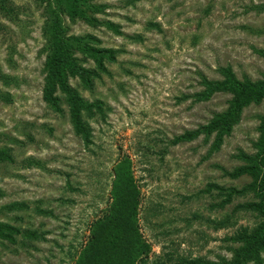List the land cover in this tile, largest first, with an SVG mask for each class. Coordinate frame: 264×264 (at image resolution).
I'll list each match as a JSON object with an SVG mask.
<instances>
[{
  "label": "rangeland",
  "instance_id": "rangeland-1",
  "mask_svg": "<svg viewBox=\"0 0 264 264\" xmlns=\"http://www.w3.org/2000/svg\"><path fill=\"white\" fill-rule=\"evenodd\" d=\"M261 1L95 0L105 6L98 17L121 34L69 24V34H91L103 47L118 51L91 91L70 82L84 98L102 103L103 115L89 120L91 144L86 149L71 131L66 107L61 104L62 113H55L41 100L43 19L36 1L12 0L23 14L19 26L0 15L9 28L0 38V68L17 80L6 88L0 85L12 98L9 105L0 102V135L16 138L18 144L6 141L13 163H0V206L23 202L29 210L0 220L44 232V240L0 248V264H74L89 224L108 201L111 168L122 156L129 158L140 191L138 226L150 245L148 264H170L169 255L210 260L228 255L223 239L255 220L239 213L233 226L213 230L204 220L219 218L231 206L209 211L213 198L202 190L207 183L240 187L248 182L246 177H224L215 166L230 170L237 164L230 158L236 150L251 152L264 101L243 110L219 151L208 158L201 138L168 147L162 155L165 142L157 141L192 130L226 107L225 94L198 104L181 99L199 89L198 75L218 79L216 69L223 66H230L238 78L256 80L264 74V61L250 49H264V36L241 29L264 28V13L245 10ZM8 44L15 49L11 67L6 63ZM29 157L48 172L25 168L23 160ZM35 207L51 211L53 218L37 215ZM14 215L22 220L12 221Z\"/></svg>",
  "mask_w": 264,
  "mask_h": 264
},
{
  "label": "trees",
  "instance_id": "trees-1",
  "mask_svg": "<svg viewBox=\"0 0 264 264\" xmlns=\"http://www.w3.org/2000/svg\"><path fill=\"white\" fill-rule=\"evenodd\" d=\"M35 1L43 19L40 28L44 42L40 50L44 56L41 67V100L55 113H62L61 104L66 107L71 131L87 149L91 144L89 120L96 115H103L102 103L84 98L70 82L76 81L81 89L91 91L93 81L99 78L100 73L107 74L106 65L115 61L118 51L103 47L101 41L91 34H69V24L81 22L89 28L102 27L115 35H120L121 32L111 22L98 17L104 15L105 6L96 4L95 0ZM20 10L12 0H0L1 17L13 25L19 26L21 22L19 15L23 13ZM245 10L254 11L255 14L264 13V2L250 4ZM241 29L264 36V28L258 30L242 26ZM5 30L8 31L9 28L0 22V38L4 36ZM6 49V63L11 67L14 65L15 49L12 44H8ZM250 49L264 61V49L253 46ZM216 73L218 79H208L197 74L199 89L192 94L182 95L181 99L198 104L208 102L216 94H225L229 96L226 107L213 112L205 123L192 130H184L170 139L157 141L158 144L165 142L160 150L161 155L168 147L201 138L203 144L207 145L205 157H210L219 151L224 138L240 122L243 110L264 101V74L256 80H251L246 75L238 78L230 66L218 67ZM16 81L14 76L4 73L0 68L2 87L15 85ZM0 102L11 104V94L0 90ZM256 118L257 136L250 142L251 152L236 150L230 158L237 164L230 170L215 166L224 177L231 180L246 177L248 182L240 187L207 183L202 190V193L213 198V202L207 207L209 211H222L231 206L229 212H222L219 218L204 220L213 230L233 226L236 214L239 213L252 215L254 224L251 227L239 225L223 239L227 243L224 250L228 255H217L213 260L202 257L173 258L169 255L167 259L172 261L170 264H264V112ZM2 137L4 135H0V163H13L12 147L7 146L6 141L10 145H16L18 141L10 136H6L7 140ZM23 161L25 168L34 167L48 172L39 160L29 157ZM111 178L108 201L89 224L86 240L74 264H148L150 245L143 238L138 226L140 191L127 156H122L113 164ZM65 183L66 188L71 191L73 188L70 187L69 180L66 179ZM238 199L242 201L234 202ZM28 210L26 203L10 202L0 206V216L8 219L13 213ZM34 212L53 218L52 212L48 210L35 207ZM21 220L20 215L12 218V221ZM43 240L44 232L19 228L8 221L0 220V248L8 250L17 244L25 245L24 241Z\"/></svg>",
  "mask_w": 264,
  "mask_h": 264
}]
</instances>
